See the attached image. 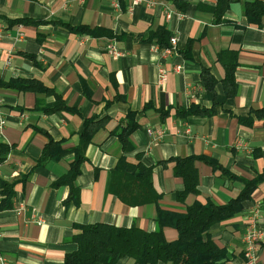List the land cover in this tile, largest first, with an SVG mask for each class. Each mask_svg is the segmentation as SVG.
Here are the masks:
<instances>
[{
  "label": "crops",
  "instance_id": "0c3cea01",
  "mask_svg": "<svg viewBox=\"0 0 264 264\" xmlns=\"http://www.w3.org/2000/svg\"><path fill=\"white\" fill-rule=\"evenodd\" d=\"M252 2L264 0H230L223 13L219 0H189L183 10L172 0H0L6 120L0 144L7 148L0 154V203L4 184L13 185L11 207L0 211L1 255L12 264H64L65 255L77 249L72 238L81 225L155 231L158 208L184 213L195 202L223 205L245 181L264 173V15L248 19L245 7ZM69 26L103 28L113 36L79 34ZM161 30L167 33L164 44L177 39L164 57L152 48L166 47L153 35ZM110 44L119 56L108 53ZM231 62L232 80L226 82L225 65ZM22 80L53 90L71 110L42 112L37 105L50 104L54 93L13 86ZM195 108L205 112H191ZM129 110L136 112L138 128L126 158L152 168L158 204L129 206L109 191L123 154L114 131ZM91 118L102 125L73 182L79 206L66 205L70 187L55 182L67 173L83 123ZM49 140L64 154L43 162ZM188 156L211 159L221 170L196 160L197 192L180 199L184 185L173 159ZM257 205L264 230V181L240 213L211 228L213 240L226 249L227 264H243L245 219ZM162 232L166 241L177 239L173 227ZM257 260L264 264V238ZM118 264L135 263L122 258Z\"/></svg>",
  "mask_w": 264,
  "mask_h": 264
},
{
  "label": "trees",
  "instance_id": "16d2710c",
  "mask_svg": "<svg viewBox=\"0 0 264 264\" xmlns=\"http://www.w3.org/2000/svg\"><path fill=\"white\" fill-rule=\"evenodd\" d=\"M188 1L172 0L180 10L184 9ZM229 2L230 0H226L225 4L222 5L219 0V13H223L227 9ZM245 13L250 21L261 17L264 15V2L246 4ZM69 29L79 34H88L94 37L113 36L112 32L103 28L69 26ZM153 35L158 36L161 46L168 45V42L163 43V40L167 38L165 31L161 30ZM229 55L232 59L233 54L229 53ZM225 66V81H231L235 62ZM6 85L10 86L9 83ZM13 86L21 90L54 93L53 90L33 80L16 81ZM53 96L54 100L50 104L37 105V108L44 113L71 110L60 95L54 93ZM191 112L204 113L205 111L195 108ZM125 119L124 125L119 126L114 131L121 144L123 154L112 171L109 191L129 206L148 203L158 204L161 196L153 187L152 168L139 161L130 162L126 158V154L133 150L131 134L138 128L136 112L129 110ZM83 125L80 142L73 150L75 158L67 173L55 182L56 185L67 184L70 187L69 197L65 201L66 205L79 206L78 189L74 187L73 182L79 175L81 164L85 160V149L102 124L100 121L91 118L86 119ZM58 148V143L49 140L40 160L46 162L51 159H60L64 152ZM6 150L7 148L0 144V154ZM199 159L207 162L214 169L221 170V166L215 161L204 160L199 156L173 159L175 163L174 173L182 178L184 185L183 190L177 195L180 199L189 193L197 192L198 174L194 162ZM261 181H264V173L252 180L245 181L244 188L238 196L223 205H217L210 201L205 204L195 202L187 207L184 213H175L158 208V228L151 232L136 226L118 227L105 223L81 225L72 238L77 244V249L66 254L63 262L64 264H118L122 258H130L135 264H227L226 249L220 247L213 240L210 230L214 225L240 213L242 203L250 198L254 188ZM12 187L11 184H4L1 192L5 194V199L0 203V211L11 207ZM165 226L177 230L176 240L166 241L164 239L162 229Z\"/></svg>",
  "mask_w": 264,
  "mask_h": 264
},
{
  "label": "built area",
  "instance_id": "2783aa9c",
  "mask_svg": "<svg viewBox=\"0 0 264 264\" xmlns=\"http://www.w3.org/2000/svg\"><path fill=\"white\" fill-rule=\"evenodd\" d=\"M140 0H133V2H139ZM117 2V1H115ZM117 6V3H114ZM3 27L0 25V32ZM177 44L176 37H170L169 45L160 49L157 45H152L154 51L160 53L161 56H165L175 50ZM107 51L112 56H119L121 51L113 44L107 45ZM178 67H176L177 69ZM166 73L165 71H160V81H165ZM6 125V120L1 110V97H0V135ZM261 217L260 206H254L248 212L245 219V231L242 237V242L244 244V262L243 264H258L257 255L259 251V246L264 238V230L259 225V219ZM0 264H12L7 258L0 254Z\"/></svg>",
  "mask_w": 264,
  "mask_h": 264
}]
</instances>
